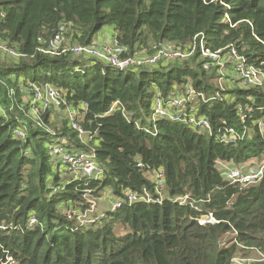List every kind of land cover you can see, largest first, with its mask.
Instances as JSON below:
<instances>
[{
    "label": "trees",
    "instance_id": "obj_1",
    "mask_svg": "<svg viewBox=\"0 0 264 264\" xmlns=\"http://www.w3.org/2000/svg\"><path fill=\"white\" fill-rule=\"evenodd\" d=\"M62 26L70 45L94 43L109 29L107 40L131 56L151 55L164 42L186 48L201 33L210 51L234 45L247 64L264 70V0H0V40L21 54L0 53L12 58L0 59V264L8 257L16 264H232L235 254H264V89L229 83L216 66L204 69L199 52L127 70L43 52ZM45 84L63 91V107L87 104L80 110L87 142L67 121L56 132L34 123L27 101L32 85ZM188 86L208 131L163 119L155 130L147 126L154 98ZM42 120L48 125L47 114ZM53 141L93 151L101 178L72 176L52 154ZM222 163L262 165L263 174L254 183H230ZM157 169L164 173L162 202L111 207L128 192L153 195L150 173ZM104 193L110 206L96 210L92 223L67 215ZM183 195L195 203H179ZM209 212L217 221L199 224Z\"/></svg>",
    "mask_w": 264,
    "mask_h": 264
},
{
    "label": "built area",
    "instance_id": "obj_2",
    "mask_svg": "<svg viewBox=\"0 0 264 264\" xmlns=\"http://www.w3.org/2000/svg\"><path fill=\"white\" fill-rule=\"evenodd\" d=\"M225 17L227 18V14H225ZM62 31L63 33L65 32V28L63 26L60 28L59 32L49 40L48 50L42 49L43 52L56 55L67 52L74 53L75 55H84L90 58H96L97 60L120 70L149 67L157 65L159 62L165 63L172 60H183L187 57H192L194 54L199 52L201 56L207 59V61L203 62L204 69L216 66L219 71H224L223 74H229L231 80L241 81V85L255 86L257 88L264 89L263 69L247 64L246 57L239 52L234 45H228L222 50L210 51L205 48L201 33L195 35L192 42L188 44L186 48L164 42L159 46H154V52L151 55H147L145 59H140L134 55L131 56L126 54L125 48L120 46L116 40H110V42L102 44L97 42L98 45H96L95 42L89 45H70L67 41H65ZM0 53L11 57L21 56L16 49L8 46V44L3 40H0ZM32 88V95L27 101L30 114L37 126L49 130L42 120V115H46L50 107L58 108L66 105L63 91L51 84H45L39 87L32 85ZM193 98V90L190 86L187 87L185 93L174 92L166 97L158 96L154 98L151 119H146L147 126H152L153 130H155L154 122L158 119H163L170 122L185 124L196 130L198 129L204 132L208 131L210 127L209 121L206 116L198 115L197 107L193 104L191 105V100ZM200 98L201 100H205L204 94H201ZM186 103L189 104L188 107L186 106ZM116 105H118V102H114L108 112H111ZM86 106V103H81L79 110L64 107L67 111L66 121L82 143L87 142L90 138L88 131L82 127L80 122V110H84ZM147 126L146 129L150 131V128ZM226 132L228 135L226 137L229 140H236V131L233 127H229ZM14 133L16 136H24V129L16 128L14 129ZM50 148L57 161L60 164L63 163L72 176L80 177L86 181L101 178L103 168L96 163L93 151L69 150L64 148L58 141H53ZM150 174V179L154 182L153 195H150L147 190L140 194L128 192L126 198H119L117 202L111 205V207H117L123 200L128 203L138 200L146 202L154 201L157 203L162 202V192L164 189L163 170L157 169L152 171ZM262 174V165L257 166L245 164L238 167H227L223 170L224 177L230 183L238 184L254 183L261 178ZM86 193H88V191ZM87 200L89 202V206L86 207L84 211H81L82 214L77 213L78 210H70L71 208H67V215L69 217H75L81 224L92 223L95 219H97L94 213L96 203L94 200ZM176 200L181 204L188 203L191 205L192 202L195 203L194 201L189 200L187 195L178 196L176 197ZM197 220L199 224H212L217 221L210 212L202 215ZM33 221L34 220L32 219L31 222ZM231 263L264 264V254L259 252V256L256 258L235 254L231 258ZM6 264H16V262L11 257H8Z\"/></svg>",
    "mask_w": 264,
    "mask_h": 264
},
{
    "label": "rangeland",
    "instance_id": "obj_3",
    "mask_svg": "<svg viewBox=\"0 0 264 264\" xmlns=\"http://www.w3.org/2000/svg\"><path fill=\"white\" fill-rule=\"evenodd\" d=\"M94 40H95V44L96 45H98L97 42H100V44L110 42V40L108 41L107 38L106 39H101V37H99V33L95 36ZM147 55H148V53H147L146 50H141L139 52H136L134 56L135 57H138L140 59H145L147 57ZM2 58L12 59L10 57H6V56L2 57L0 55V59H2ZM218 72H219V75L222 76V78L224 77L227 82L231 83L230 82L231 79L229 80V78H230L229 74H223L224 71H219V70H218ZM231 81H233V80H231ZM218 82L220 83L222 81L220 80ZM182 88L183 87H181L180 85H178V90L177 91L180 92V90H182ZM27 98H25V99H27ZM66 112H67L66 111V108H64V107H58V108L50 107V109L48 110V113H47V115H48V125L46 124V126L49 128L50 131L56 132L61 127V125L63 124V122L66 121V118H67ZM60 166L63 167L64 166L63 163H61ZM220 167L225 169L227 167H235V166L233 164H231V163H229V164H223L222 163L220 165ZM67 175H70V174L67 172ZM106 190H107L106 192L110 193L109 192L110 191L109 188L106 189ZM87 199H89V198H87ZM90 200H94L95 201V199H93V198L90 199ZM111 200L113 201L112 198H111ZM95 202H96L95 211L97 210V213L98 214L102 211V209L104 207H109L110 206V199H109V196L106 195V193H104L101 197L97 198V200ZM63 208L64 207H62V209ZM71 208H72V206H71ZM77 213L82 214V212L80 210H78ZM250 257L256 258V257H258V255H257V253L252 252L251 255H250Z\"/></svg>",
    "mask_w": 264,
    "mask_h": 264
},
{
    "label": "crops",
    "instance_id": "obj_4",
    "mask_svg": "<svg viewBox=\"0 0 264 264\" xmlns=\"http://www.w3.org/2000/svg\"><path fill=\"white\" fill-rule=\"evenodd\" d=\"M111 33H112L111 30H109V29H103V30L100 31L99 37H101V39H106V38H108V36H110Z\"/></svg>",
    "mask_w": 264,
    "mask_h": 264
}]
</instances>
